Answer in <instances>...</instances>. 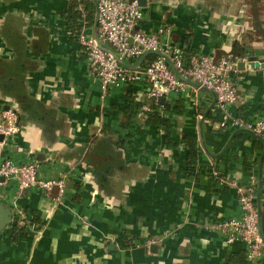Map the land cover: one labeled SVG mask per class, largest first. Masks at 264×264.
<instances>
[{
    "label": "crops",
    "instance_id": "obj_1",
    "mask_svg": "<svg viewBox=\"0 0 264 264\" xmlns=\"http://www.w3.org/2000/svg\"><path fill=\"white\" fill-rule=\"evenodd\" d=\"M72 1L0 0V111L10 107L22 115L21 132L9 139L4 157L19 165L38 162L41 177L64 175L67 187L57 202L56 190L20 196L17 181L0 186V203L11 213L0 233V264H264L248 263L247 244L228 243L215 229L243 217L239 195L211 177L186 176L181 138L197 137L200 165L240 186L252 176L260 185L264 142L247 130L222 129L216 95L195 92L194 82L165 98L168 111L157 110L172 123L171 145L141 110L123 127L125 109L147 100L146 88L102 93L80 35L68 28ZM142 2L139 29L154 33L170 25L186 52L220 58L239 44V63L246 65L234 76L239 97L229 112L249 123L264 120V67L248 64L264 65V0ZM94 21L78 25L96 39L97 11ZM99 151L108 160L95 159ZM255 205L264 239L263 184ZM21 221L27 228L15 243L12 226Z\"/></svg>",
    "mask_w": 264,
    "mask_h": 264
},
{
    "label": "built area",
    "instance_id": "obj_2",
    "mask_svg": "<svg viewBox=\"0 0 264 264\" xmlns=\"http://www.w3.org/2000/svg\"><path fill=\"white\" fill-rule=\"evenodd\" d=\"M97 4L98 38L79 36L91 74L99 81L106 96L112 88L134 84L145 86V99L158 104L172 93H184L189 82L196 83L195 92L208 90L216 95L222 129L233 127L247 130L264 142V120L253 123L234 117L229 107L238 102L239 91L234 76L240 72V58L233 55L217 58L215 55L193 54L186 57L184 46L173 40V27L164 25L154 33L139 29L142 10L139 0H95ZM84 31V30H83ZM153 53L146 65L143 58ZM148 114L152 108L143 105ZM21 132L18 109L0 111V186L17 181L20 196L32 189L46 193L57 191V202L63 200L67 187L65 176L46 179L39 175V163L19 165L4 157L10 138ZM217 174V171L214 173ZM264 180V163L262 171ZM219 185L233 187L239 195L243 217L231 219L215 227L228 243L243 241L247 244L246 261L264 260V239L259 230L260 216L256 208L258 177L250 184L220 181Z\"/></svg>",
    "mask_w": 264,
    "mask_h": 264
},
{
    "label": "trees",
    "instance_id": "obj_3",
    "mask_svg": "<svg viewBox=\"0 0 264 264\" xmlns=\"http://www.w3.org/2000/svg\"><path fill=\"white\" fill-rule=\"evenodd\" d=\"M82 7L83 10L80 9ZM97 11V4L95 0H73L68 8V10L65 12V17L68 21V28L71 33L81 35L83 28H81L80 25H78V20H81L84 22L86 25H91L94 24V14ZM189 54H188V53ZM186 56H191V51H187ZM153 53L147 54L143 60L142 64L146 65L147 63L151 62L154 58ZM233 56L235 57H242L243 53L240 50L239 44H235L234 47V54ZM129 95H132L131 93ZM143 105H148L152 108V111L147 114L146 118L150 122V124L157 126L159 128L164 129L167 132L166 136V143L169 145L172 144V123L171 121L158 114L157 110H166L168 111L170 108L166 103H161L159 102L158 104H155L152 101H147V100H142V102L136 103L135 106H129V108L125 109L124 111V121L122 126L123 127H128L131 122L138 116L140 113V110ZM19 111V110H18ZM21 112L19 111L20 115V121L22 118V115L20 114ZM181 143L185 145L187 148V167L184 170L186 176L188 177H195L196 180H199L203 176L211 177L213 180H215L218 184L220 181L224 180L226 183L228 182V177L225 173H222L218 170H216L214 167H203L199 163V159L201 156V147L200 143L195 136L191 135H184L181 138ZM104 155L102 151L98 152V155H96L95 159H104L101 156ZM104 163V162H100ZM215 171H217V174L215 175ZM262 184L264 185V180L262 179ZM261 187L260 185H257L256 187L258 188ZM38 222V220H36ZM26 223L21 221V223H16L12 226L11 234L12 238L15 243L18 241V237L21 233H24L25 229L27 228ZM247 253V252H246Z\"/></svg>",
    "mask_w": 264,
    "mask_h": 264
},
{
    "label": "water",
    "instance_id": "obj_4",
    "mask_svg": "<svg viewBox=\"0 0 264 264\" xmlns=\"http://www.w3.org/2000/svg\"><path fill=\"white\" fill-rule=\"evenodd\" d=\"M144 0H139V3L141 6H144V2H142ZM98 25V24H97ZM249 66L251 68H259V67H264L263 64L259 63L256 60H251L249 63ZM245 65L244 63H239V69L241 71L245 70ZM188 83H191L188 81ZM161 102L164 103L165 102V98L161 99ZM245 131V130H244ZM0 139H2V137H0ZM264 159V151L262 153V157H261V161H263ZM259 184L260 186L262 185V172L260 174V179H259ZM11 222V213L9 208H7L6 206H4L3 204L0 203V233L4 231V229L7 227V225Z\"/></svg>",
    "mask_w": 264,
    "mask_h": 264
}]
</instances>
